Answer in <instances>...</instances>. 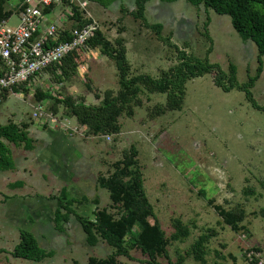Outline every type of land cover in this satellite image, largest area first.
<instances>
[{
    "label": "rangeland",
    "instance_id": "rangeland-1",
    "mask_svg": "<svg viewBox=\"0 0 264 264\" xmlns=\"http://www.w3.org/2000/svg\"><path fill=\"white\" fill-rule=\"evenodd\" d=\"M147 5L148 20L162 23L163 34L173 35V41L188 52L204 58L213 45L210 60L226 70L235 63L241 83L256 74L257 46L242 39L229 15L186 0H150ZM135 6V0H124L107 8L96 3L91 7L105 35L127 52L131 74L162 76L177 63L176 51L130 14ZM208 17L211 40L205 35ZM49 19L54 21L56 16ZM8 21L17 25L19 13ZM85 54L77 71L63 82L51 72L45 80L48 88L70 104L84 106L119 97L123 90L116 62L99 48ZM139 86L137 97L118 101L119 113L109 121L116 129L98 132L92 124L81 123L67 102L47 100L53 117L39 122L33 119L35 98L25 94L23 99L10 93L3 100L0 124L11 119L28 122L35 142L29 150L13 145L15 168L0 170V248L6 249L0 252V264H89L93 255L110 254L112 248L105 241L96 245L87 242L74 216L65 223L64 231L56 228L54 196L67 186L74 196L90 198L89 203L79 206L80 212L90 217H94L96 208L117 213L109 191L99 186L98 177L111 174L114 163L131 145L139 149L145 187L167 236L174 232L176 217L191 229L187 238L169 245L174 262L178 252L185 253L198 236L214 228L218 234L208 243L209 264H264V111L255 108L244 91L228 92L217 86L214 73L188 81L179 109L170 104L166 93L144 83ZM252 90L264 106V71ZM110 114L102 113L94 123H106ZM77 124L86 126L85 135L66 130L68 125ZM21 180L23 186L11 187ZM5 195L11 198L5 200ZM216 204L245 210V228L234 231L220 216ZM21 228L33 231L41 246L54 251V255L40 262L13 256L10 252L19 241ZM250 252L253 259L248 256ZM119 259L122 264H146L140 261L146 256L139 250L132 251V257ZM160 261L170 264L166 257ZM186 263L202 264L192 256Z\"/></svg>",
    "mask_w": 264,
    "mask_h": 264
},
{
    "label": "trees",
    "instance_id": "trees-1",
    "mask_svg": "<svg viewBox=\"0 0 264 264\" xmlns=\"http://www.w3.org/2000/svg\"><path fill=\"white\" fill-rule=\"evenodd\" d=\"M0 0V20L10 19L15 12H20L24 8L23 0ZM124 0H89L99 5L110 7L112 4ZM150 0H135V8L130 10V14L142 21L144 27L153 30L158 39L175 49L177 63L164 71L162 76L154 77L151 74L139 73L131 74L129 58L124 48H120L111 41L103 32L102 27L98 28L88 41L90 48H99L104 56L114 60L118 68L119 83L122 88L119 97L107 98L104 104L85 105L83 103L75 104L65 101L60 95H55L50 88H38L33 96L29 95V88L13 87V90L3 89L1 91L3 100L12 91L24 90L28 97L36 99L35 103L47 100L58 103L67 102L73 108V113L83 124H92L95 131L116 129L114 124L109 125V121L115 120L119 113L117 108L118 101H129L137 97L139 84L144 83L161 93H166L170 104L179 109L182 107L187 90V83L193 78L203 76L207 73H214V83L225 91L239 89L245 92L246 97L252 105L264 111L255 98L252 88L256 85L262 72L264 71V0H186L194 6L201 5L207 9H213L217 13L227 14L232 19V24L244 41H252L256 44L258 50L259 66L255 75H249L246 82L241 83L238 79V67L233 62L229 64L228 70L217 63L212 62L209 54L212 46L208 49V55L201 58L194 53L188 52L185 47H181L173 41V35L166 36L163 34L164 25L162 23H152L146 16L147 4ZM174 2L177 0H163ZM89 3V4H90ZM57 6L53 5L45 9L51 13ZM62 11L70 10L71 15L68 23L65 24L61 41L70 40L72 31L75 28H81L92 23L93 13L89 8H83L79 2L63 0L60 5ZM123 10V8H122ZM99 22V21H98ZM210 18L205 23V35L211 40L208 29ZM100 24V22H99ZM101 25V24H100ZM84 50L77 49L67 55L62 64L54 65L48 68L49 74H54L60 82L70 77L76 72L80 64L85 60ZM58 68L61 72L58 73ZM6 72L3 62L0 60V77ZM55 96H54V95ZM126 95H131L125 99ZM3 102V101H2ZM1 105V104H0ZM114 109V113L111 110ZM47 110L49 111L48 107ZM106 112L111 114L107 117L106 123L98 122L99 116ZM34 119V118H33ZM47 127V126H45ZM31 125L28 122H17L9 120L7 123L0 124V170L6 171L15 168V159L13 156V145L23 146L26 149H33L35 140L30 135ZM115 170L106 175H99V186L107 189L110 193V199L117 213L111 212L107 208H96L94 217H90L78 210L79 206L90 202L88 196H74L67 186H64L59 195L54 196L57 199V206L54 211V221L56 228L60 231L65 230L67 223L74 216L81 224L87 242L90 245H96L100 240L105 241L112 252L105 257L91 256L89 264H122L119 257H132V251L139 250L146 259L140 261L146 264H162L161 257H166L170 264H187V257L192 256L196 261L202 264H209L207 260L208 243L213 236L218 234L214 228H208L192 243L191 247L185 253L178 252L177 261H173L169 254V245L172 241L183 240L191 234L190 227L183 222L181 218L173 219L174 232L167 236L163 229L161 221L155 211V207L150 200L145 187V174L139 159V149L136 145L124 151L123 158L114 163ZM24 182L17 181L11 184V187H21ZM11 198L5 195V200ZM211 204L214 203L210 200ZM215 208L223 220L236 231H241L244 227L242 222L246 217L245 210L236 211L226 209L216 204ZM261 213L264 215V208ZM6 251L0 248V252ZM15 257L28 259L31 261H43L54 255V251L47 250L41 246L36 234L26 228L20 229L19 241L10 252ZM211 264H221L213 262Z\"/></svg>",
    "mask_w": 264,
    "mask_h": 264
},
{
    "label": "built area",
    "instance_id": "built-area-1",
    "mask_svg": "<svg viewBox=\"0 0 264 264\" xmlns=\"http://www.w3.org/2000/svg\"><path fill=\"white\" fill-rule=\"evenodd\" d=\"M79 2L83 8H89V0H71ZM63 0H23L24 8L19 12L20 22L10 25L9 19L0 20V60L3 62L6 72L0 77V88L13 90V87L29 88V95L33 96L36 89H48L46 78L48 68L62 64L63 60L77 49L89 52V39L94 32L101 27L97 20L72 31L70 40H58L63 33L65 24L71 15L70 10L60 11L56 20L50 21V13L45 9L50 6L59 7ZM56 7V8H57ZM54 10V9H53ZM52 10V11H53ZM58 73L61 68H58ZM24 99L25 91H12ZM3 101L0 92V104ZM46 102L40 101L33 106V118L42 122L49 114ZM66 130L85 135L86 126L80 124L70 126ZM253 252L248 254L253 259ZM264 261V260H263Z\"/></svg>",
    "mask_w": 264,
    "mask_h": 264
},
{
    "label": "crops",
    "instance_id": "crops-1",
    "mask_svg": "<svg viewBox=\"0 0 264 264\" xmlns=\"http://www.w3.org/2000/svg\"><path fill=\"white\" fill-rule=\"evenodd\" d=\"M93 3H96V2H91V3L89 4V10H90L92 13H93V11H92V8H93V7H91V6L93 5ZM96 4H98V3H96ZM98 5H99V4H98ZM100 6L103 7L102 5H100ZM147 6H148V5H147ZM104 7H105V6H104ZM104 7H103V8H104ZM105 8H106V7H105ZM60 11H62V10H61V8H60V6H59V7L55 8V9L50 13V16L55 15V16H56V19H57V17L60 16L59 14H61ZM62 12H64V11H62ZM56 19H55V20H56ZM67 144H68V143H67ZM65 147H66L65 149H66L67 152H68V151H69V149H68L69 147H68V146H65ZM67 147H68V148H67Z\"/></svg>",
    "mask_w": 264,
    "mask_h": 264
}]
</instances>
